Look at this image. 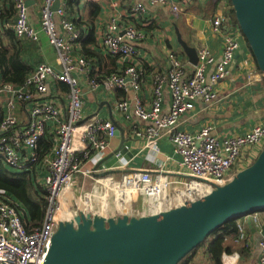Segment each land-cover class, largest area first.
I'll list each match as a JSON object with an SVG mask.
<instances>
[{"label": "built area", "instance_id": "1", "mask_svg": "<svg viewBox=\"0 0 264 264\" xmlns=\"http://www.w3.org/2000/svg\"><path fill=\"white\" fill-rule=\"evenodd\" d=\"M100 1L59 0L55 10L57 0H42L37 26L27 0H14L15 21L11 25L14 33L34 42H40L45 34L55 51L59 68L41 61L21 85L0 78V98L4 99L6 107L0 119V163L11 172L34 171V181L45 201L41 223L28 227L23 209L7 192L0 191V264H44L59 221L72 219L83 211L111 216L110 209L114 208L118 214L130 212V215L140 216L195 200L230 181L237 171L255 160L259 153L255 154L254 147H264V118L247 132L222 139L209 125L196 132L179 128L182 117L195 108L197 100L212 104L218 99L217 83L227 76L230 64L237 70L247 66L250 78L258 75L264 80L251 52L243 59L239 57L245 38L227 14L226 0H220V12L211 21L213 32L224 33L219 62L209 48L203 47L197 51L198 63L187 71L183 57L175 50H168V70L164 76L155 78L150 107L145 106L138 95L133 103L119 98L114 104L115 113L130 123L132 138L144 139L151 145L166 136L173 143L180 156L181 174L180 171L176 174L164 171L162 167L155 171L125 170L129 160L122 149H130L129 143H122V149L114 152L115 163L107 165L104 159L111 150L112 140L120 135L118 126L113 118L85 114L81 77L87 78L92 90L102 86L107 92L115 88L139 91L143 68L136 64L139 57L136 44L143 41L148 32L136 19L146 12V3L179 14L193 0H144L132 4L125 16L113 12L101 41H96L93 48L103 55L117 57L118 67L107 76H92L100 68L94 58H87L82 52V42L89 36L92 25L85 19L84 4ZM123 1L126 0H111V8L118 9ZM76 21L81 22V27ZM212 64L216 67L207 75V68ZM249 82L254 83L250 79ZM60 83L68 90H62ZM164 85L171 98L166 107ZM60 95H65V100L61 101ZM20 110L24 111L23 116L18 114ZM137 122L148 125L137 127ZM43 139H47L51 147L41 153ZM155 151L158 152V148ZM87 179L93 182L94 188L80 194L76 213L69 207L74 199L67 195L80 182L84 186ZM140 193L147 202L134 203L132 195L137 197ZM249 215L259 223L258 212ZM238 228L235 240L251 246L241 222ZM258 246L259 258L264 264V237Z\"/></svg>", "mask_w": 264, "mask_h": 264}, {"label": "crops", "instance_id": "2", "mask_svg": "<svg viewBox=\"0 0 264 264\" xmlns=\"http://www.w3.org/2000/svg\"><path fill=\"white\" fill-rule=\"evenodd\" d=\"M28 1H30L28 4L30 13L35 16L33 21L38 26V15L42 0ZM138 1L144 0L123 1L121 6L115 10L111 8V0H101L99 3L87 2L84 4L87 9L85 19L93 23V37L95 41H101L103 33L107 29L109 17L113 12L125 16L130 6ZM219 1L193 0L190 5H184L185 7L179 14H173L166 7L153 6L146 3V12L136 19L141 28H144L148 32L147 37L136 44L139 51L136 64L143 68L139 91H135L132 88L127 91L115 88L114 91L107 92L102 86L92 90L87 78L81 77L86 100L85 114L87 116L98 114L104 118H113L118 126L123 129L122 134L117 135L111 142V150L104 159L107 165L115 163L114 152L122 149V143H129L131 145L130 149H122L123 154L129 160L128 167L125 170L147 168L155 171V169L162 167L164 171L169 170L174 174L180 171L179 174H181L179 166L180 156L176 152L173 143L166 136H163L151 145H147L144 139L132 138L130 135L131 131L129 132L130 123L123 121L115 113L114 104L115 100L119 98H126L133 103L135 95H138L144 105L150 107L155 78L157 75L164 76L168 70V50L172 49L179 53L186 64V70H191L192 63L179 41V36L188 46L195 48L196 51L203 47L209 48L215 56L216 62H219L222 58L224 33H215L211 28L212 19L220 12L221 2L219 3ZM94 4L99 6L98 15L95 16L92 15ZM91 15L95 18L93 19ZM14 21L15 18L13 19ZM24 39L31 46V50H28L26 55L32 54L30 56L32 57L31 61H35V65L41 61H45L59 68L55 51L45 34H42L40 42H34L26 37ZM4 43L7 42L4 40ZM241 49L242 52L239 56L241 59L251 52L245 40H243ZM27 58L29 59V56ZM94 61L99 63L105 71H108V68H112L118 62L117 60H111L109 57L99 59V61H97V58H94ZM215 67V64L208 66L207 75L214 71ZM244 67L241 70H237L230 64L227 76L217 83L218 99L212 104L205 103L200 99L197 100L195 108L182 117L179 128L196 132L202 127L209 125L212 127L213 133L222 139L243 134L262 121L264 118V84L258 75L250 78L247 66ZM249 79L254 83H250ZM163 96L164 106L166 107L169 105L171 99L166 85L163 86ZM60 100H65V95H60ZM5 110L4 99L0 98V115L2 114L0 119ZM18 114L23 116V111L20 110ZM136 124L137 127H146L148 125V123L138 122ZM123 134L125 135V140L122 141L124 138ZM156 148H158V152L155 151ZM261 150L262 147L260 146L253 149L255 154L260 153ZM118 213L114 208H111L109 215L113 216ZM258 215L260 216L259 223H256L250 215L237 219V222H241L247 230L252 245L247 247L244 242H237L234 238L229 239L228 243L235 250L223 255L224 264L227 261L232 262V264H262L259 258L260 249L258 242L264 237L261 234L262 227L264 226V210L258 211ZM240 249L244 253H241ZM188 264L214 263L206 248H201L195 253L193 260Z\"/></svg>", "mask_w": 264, "mask_h": 264}, {"label": "water", "instance_id": "3", "mask_svg": "<svg viewBox=\"0 0 264 264\" xmlns=\"http://www.w3.org/2000/svg\"><path fill=\"white\" fill-rule=\"evenodd\" d=\"M230 1L235 25L264 78V0ZM58 7L59 0L53 8ZM179 41L190 62L197 64L196 49L180 36ZM122 132L118 126L117 134ZM262 210L264 147L230 181L180 206L140 216L81 212L60 220L44 264H179L226 222Z\"/></svg>", "mask_w": 264, "mask_h": 264}, {"label": "trees", "instance_id": "4", "mask_svg": "<svg viewBox=\"0 0 264 264\" xmlns=\"http://www.w3.org/2000/svg\"><path fill=\"white\" fill-rule=\"evenodd\" d=\"M70 3H73V1ZM226 7L227 14L232 22L236 23L230 0H226ZM98 11L99 6L94 4L92 15H98ZM92 15L91 17L94 19L95 17ZM14 18V0H0V78L5 82L21 85L25 82L27 75L34 69L35 61H31L32 57L30 56H32V54L26 55V52L31 50L30 44L24 37H17L11 27ZM76 23L78 27H81V22L76 21ZM90 23L92 24L89 29L91 33L82 42L83 54L87 56V58H97V61L108 57L111 60L118 61L117 57L103 55L93 48L96 41L93 37V23L91 21ZM4 40L7 43H4ZM28 56L29 59L27 58ZM117 67L118 62L115 63L112 68H108V71H105L99 64L100 71L92 73V76H107L115 71ZM59 87L62 90H68V87L62 83H60ZM50 147V142L47 139H43L40 143V152L48 151ZM34 175V171L11 172L8 167L0 163V191L7 192L17 202L18 207L23 209L25 212L24 222L28 227L40 224L45 213L43 193L36 185ZM238 224L239 222H237V219L230 220L223 224L200 244L199 247L182 259L179 264H188L193 260L195 253L201 248H206L214 264H223V255L235 250V248L228 243V240L237 238L239 234ZM240 251L244 253L242 249H240Z\"/></svg>", "mask_w": 264, "mask_h": 264}, {"label": "rangeland", "instance_id": "5", "mask_svg": "<svg viewBox=\"0 0 264 264\" xmlns=\"http://www.w3.org/2000/svg\"><path fill=\"white\" fill-rule=\"evenodd\" d=\"M84 186H81L80 182L74 189H72V192L67 195L68 197H72L74 200H73V203L69 205V207L71 208L72 211L76 212L77 213V205L79 204L78 202V197L80 196V194H82L83 192H88V191H91V189L94 188V184L91 180H85L84 181ZM97 188H100L99 186H97ZM125 195H128V194H125ZM136 195H132V200L134 203H141L142 201L144 202H147V198L144 196V194L140 193L137 197H134ZM109 200L112 202L113 198H112V195L110 194L109 195ZM82 208H86V206L82 205ZM121 209H124V208H121ZM84 212V211H83Z\"/></svg>", "mask_w": 264, "mask_h": 264}]
</instances>
